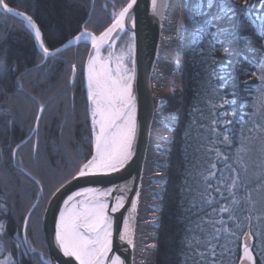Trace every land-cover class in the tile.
Wrapping results in <instances>:
<instances>
[{
    "label": "trees",
    "instance_id": "16d2710c",
    "mask_svg": "<svg viewBox=\"0 0 264 264\" xmlns=\"http://www.w3.org/2000/svg\"><path fill=\"white\" fill-rule=\"evenodd\" d=\"M179 1L186 25L180 31L182 93L179 115L172 129L154 264H209L212 259L222 260L223 264H239L248 225L253 237L251 248L255 264H264V191L258 188L261 180L252 177L246 184L240 181V186L233 190L239 205H231L232 194L227 190L232 177L240 172L236 150L240 147L242 128L253 126L250 119L252 105L261 84L259 73L254 76L253 72H257L256 65L264 58V33L260 32L264 23L261 19L264 0H254L246 12L238 13L236 17L223 16L213 20V27L208 31L218 34L202 39L194 30L188 11L196 0ZM6 2L32 16L41 29L46 46L53 49L83 26L98 34L112 20L111 12L127 0ZM198 2L207 16L213 17L224 0ZM228 4H235L240 9L242 0H228ZM237 35L245 38L237 39ZM88 48L89 44L82 41L62 51L59 59L49 58L39 64L42 57L22 19L0 11V53L6 50L7 63L15 68L8 79L0 78V173L6 177L4 184L0 182V205L4 206L0 208V221L6 225L4 233L0 234V244L19 264H38L36 258L31 260L34 256L31 253L23 256L16 250L17 241H22L25 236L31 247L47 256L41 228L46 203L92 154L84 74ZM73 64L76 73L72 86L46 106L37 131L30 135L38 108L31 97L45 102L63 89ZM0 76H3L2 72ZM17 79L23 84V91L17 90ZM225 100L234 103L224 104ZM22 109L26 114L21 113ZM214 120L229 123L213 124ZM225 128L230 137L227 144L221 142ZM244 134L255 136V132ZM25 138L29 139L20 143ZM34 143H38L39 150V159L35 161ZM17 144L21 146L13 159L11 150ZM217 150L221 156H217ZM256 155L255 151L251 153L253 159ZM213 163L215 169L210 168ZM255 170L253 167L252 171ZM210 172L213 174L209 175ZM32 177L41 184L37 185ZM208 184L212 187L207 188ZM217 187L222 191L217 192ZM249 199L256 201L254 206L249 204ZM207 200L212 203H206ZM230 206L240 224L239 229L233 227L228 212H220L221 207ZM27 210L31 211L25 227L22 221ZM225 227L235 231L236 235L224 232ZM215 229H221L218 236ZM209 237H215L210 240L211 249ZM225 245L231 249V254L222 256ZM24 251L26 248L21 244L20 252ZM212 251L216 252L215 257L211 256Z\"/></svg>",
    "mask_w": 264,
    "mask_h": 264
},
{
    "label": "snow or ice",
    "instance_id": "6c2138e0",
    "mask_svg": "<svg viewBox=\"0 0 264 264\" xmlns=\"http://www.w3.org/2000/svg\"><path fill=\"white\" fill-rule=\"evenodd\" d=\"M137 2L138 0H127L118 10H113L110 14L112 19L111 24L101 32L98 37L89 33L87 28H85L75 38L76 41H86L90 38L92 49L97 55L90 54L85 71L88 111L93 126L92 141L95 151L91 159L79 166L75 176L72 177L73 180L98 173L116 172L124 168L135 154L134 141L138 131L136 97L133 91L136 79V34L134 31H131V29H134L136 26L134 6ZM253 3L254 0H242V7L237 9L235 4L229 6L228 0H224V3L220 4L218 8L216 16L208 17L203 6L199 5L198 0H196L188 11L193 22L194 30L198 32L202 39L204 36L211 35L215 37L218 34L208 31L210 27H213V20L222 18L223 16H228L229 18L236 17L238 13L246 12ZM169 4L170 0H150L149 11L153 17L163 20ZM113 7L115 9V5ZM0 9H2L4 13H11L14 16L22 18L25 27L34 35L35 44L42 57L39 64H44L49 58L59 59L60 53L72 45V40H69L61 47L50 49L46 46L41 29L32 16L17 12L9 6L6 0H0ZM261 19L264 21V16H262ZM129 25H131V29ZM185 27L186 25L183 19L177 22L178 32ZM260 32L264 33V23L261 25ZM121 33L128 35V42L122 46L120 55L116 60V68L113 70L103 62L98 54L102 46L110 41L115 42L113 34H115L116 37H120ZM236 38L244 39L245 37L237 35ZM224 51L227 53L228 50L225 49ZM6 57V50L0 53V72L3 73V76H0V78L3 79H8L9 74L15 71V68L7 63ZM126 61L130 63V67L129 63H126ZM63 62L67 63L66 61ZM54 66L55 65H52V67ZM256 67L257 72H253V75L256 76L257 73H259L258 78L261 81V85L257 89V97L253 102V113L250 117L254 127L251 129L242 128L240 147L236 150V160L240 165V172L237 176H233L232 183L227 185V190L232 194L231 205H239L240 203L233 191L240 186V181L246 184L252 177H258L261 180L258 188L264 191V125L255 122L257 115L264 120V58L259 61ZM75 73L76 65L73 64L71 66L70 78L64 85V88L48 97L47 101L39 102L36 97H31V99L38 104V108L35 114L36 124L30 135L37 131L46 106L58 100L60 96L72 86ZM15 86L18 91H23V84L20 83L19 79H17ZM164 102L163 99L160 100V103ZM223 103L231 104L234 102L225 100ZM221 122L225 124L229 123L227 120H214L213 124ZM8 123L11 124L12 122L9 121ZM253 131L259 133V135L252 136L244 134L245 132ZM221 135H223L222 143H230V137L227 134L226 128ZM21 143H24V141ZM20 146V144H17L16 148L11 150L13 159ZM253 151L257 154L255 159L251 156ZM32 154L34 161L39 159L38 143L32 145ZM217 156H221L219 150H217ZM246 156L248 157L247 160H245ZM215 167V163L210 165L211 169H215ZM253 167H255V171H252ZM233 171L236 170L233 169ZM212 174L211 172L209 173V175ZM29 176H31V173H29ZM205 179L207 180V177H205ZM32 180L37 185L41 184V181L37 180L35 177H32ZM221 183H223V181H221ZM117 187L120 191H124L126 185H119ZM210 187H212L211 184H208L207 188ZM207 188L205 189L206 192ZM42 191L43 188L41 187L40 192ZM57 191H59V189H57ZM111 191L112 189L98 191L96 189L85 188L81 189L80 192H74L64 201L65 206L71 205V207L61 208L60 215L56 218L54 242L65 257L73 258L77 264H124L120 256H109V252L112 248L111 218L106 215V210L109 208V205L102 197L107 196ZM216 191L221 192L222 190L217 187ZM40 192L37 193L38 197L40 196ZM83 193H89V199L80 201L78 206L73 204L74 198L81 196ZM53 195H55V193ZM123 199L124 197L121 196L117 199L115 204L111 205L112 212H116L119 207L123 206ZM205 202L208 204L212 203L211 200ZM248 202L251 206H254L256 203V201L250 199ZM132 204L135 206L136 201L133 200ZM2 207L4 206L0 205V208ZM33 207H35V205H33ZM232 211L231 206L220 208V212L229 213L228 218L233 221V227L239 229L240 224L237 223V217L232 214ZM28 221L29 217L25 216V227ZM220 223H223V221H220ZM5 228V223L0 221V234L4 233ZM129 231L128 217H125V229L120 233V239L122 241L126 239ZM220 231L221 229H215L217 236ZM223 231L232 236L236 235L235 231H230L227 227H225ZM259 231L258 229V232ZM244 235L246 239L241 245L242 254L239 255L238 258L241 264H254L253 252L249 244L251 233H245ZM212 238L215 237H209L210 249L213 247L210 243ZM21 244L25 246L26 251L20 252ZM0 247H2V245H0ZM16 250L23 256H28L30 253L34 254L31 258H38L41 264H52L51 257L45 260L43 253L37 252L35 248L31 247L27 236H25L22 241H17ZM229 254H231V249L225 245L222 256ZM211 256L215 257L216 252L212 251ZM0 264H19V261L15 260L12 254L9 253L3 260H0ZM209 264H223V262L222 260L218 261L212 259Z\"/></svg>",
    "mask_w": 264,
    "mask_h": 264
},
{
    "label": "water",
    "instance_id": "95a60500",
    "mask_svg": "<svg viewBox=\"0 0 264 264\" xmlns=\"http://www.w3.org/2000/svg\"><path fill=\"white\" fill-rule=\"evenodd\" d=\"M150 0H138L134 6V16L136 26L134 29L129 28L135 32L136 44V79L134 82V94L136 97V120L138 123L137 136L134 141L135 154L124 168L112 173H98L84 178L73 180L72 177L62 184L57 191L51 195L45 209L43 211L41 228L46 245L48 258L51 257L52 264H77V262L70 257H65L54 242L55 222L60 215L61 208L71 207L65 206L64 201L68 196L74 192H80L81 189L91 188L98 191L105 189H112V191L105 196L109 208L106 210V215L111 218V232H112V248L109 256H120L124 264H131V246L132 241L121 240L120 233L123 230L125 217L127 214L131 217L130 223L134 222V210L131 208V199L134 191L139 187L138 179L142 170L144 151L147 143V136L152 119V105L154 103V94L152 82L153 66L157 56V51L160 43V30L163 20L153 17L149 11ZM167 11V10H166ZM19 12V11H18ZM166 14V12H165ZM115 38V34H113ZM111 42V41H110ZM109 42V43H110ZM95 55L92 49V43L85 60V71L88 64L89 56ZM94 151V150H93ZM75 176V175H74ZM126 185L124 191H120L117 186ZM89 193H83L81 196L75 197L74 202L81 201ZM123 196V206L119 207L116 212L111 211V205L115 204L119 197ZM133 217V218H132ZM250 226L246 227L245 233H249ZM243 237V242L245 240ZM251 236L249 244H251ZM241 264V262H239Z\"/></svg>",
    "mask_w": 264,
    "mask_h": 264
},
{
    "label": "bare ground",
    "instance_id": "6f19581e",
    "mask_svg": "<svg viewBox=\"0 0 264 264\" xmlns=\"http://www.w3.org/2000/svg\"><path fill=\"white\" fill-rule=\"evenodd\" d=\"M11 7V6H10ZM13 8V7H12ZM15 9V8H13ZM17 12H22L25 15H29L26 12L20 11L15 9ZM1 12H3L2 9H0ZM10 14L11 13H7ZM13 15V14H12ZM177 15L180 17L178 18L177 22L182 19V9H181V4L179 0H170L169 7L167 8L165 18L163 19L161 30H160V43L157 51V56L154 62L153 66V73H152V86H153V94H154V103L152 105V119H151V125L149 127V133L147 136V143L145 146V153H144V162L147 164L149 167H152L154 163H157L156 161V156L155 152L158 150H162L164 145H166V140H167V135L165 134V128L163 127V123L166 122V118L172 114L171 110L173 107H176L178 104L177 101V96L178 92L176 89L173 88V81H169L167 77H169V73L171 72V69L174 65L172 61V55H173V50H174V44H175V34L178 33V30L176 32V19ZM30 16V15H29ZM18 17V16H17ZM21 18V17H19ZM22 19V18H21ZM112 20L99 31V34L103 32L110 24ZM87 28L86 26H83L82 29H80L77 33L74 35L68 37L62 44L58 45L57 47H61L65 43H67L69 40H72V45L71 46H76L82 41H76L75 38L85 29ZM88 32L95 35L92 31L87 28ZM30 31V30H29ZM31 32V31H30ZM32 34V33H31ZM125 33H121L120 37H115L114 40L115 42H110L105 44L107 47L114 43V47L116 46L117 42L120 41ZM179 38L181 40V33L179 31ZM33 39L34 35L32 34ZM98 37V36H97ZM127 37V36H126ZM87 43L91 44V39H87ZM35 42V40H34ZM36 45V44H35ZM37 47V46H36ZM56 48V47H55ZM88 48V51H89ZM105 48V47H104ZM103 48V49H104ZM54 49V48H53ZM38 50V48H37ZM88 54V52H87ZM97 55V53H95ZM161 56V57H160ZM180 56H181V49H180ZM87 57V56H86ZM86 60V58H85ZM108 67V63L106 61H103ZM84 66H85V61H84ZM181 68V57H180V63H179V71ZM84 74H85V69H84ZM173 93L174 97L170 98L169 95ZM163 99L165 102L160 103V100ZM157 108V109H156ZM154 117H155V124L153 125L154 122ZM178 118V117H177ZM177 121V120H176ZM36 124V123H35ZM176 124V122H175ZM174 124V126H175ZM151 126H154L153 129ZM174 126L171 128L173 129ZM152 129V130H151ZM98 130V128H97ZM152 133V134H150ZM172 133V130H171ZM173 138V137H172ZM29 138H25L22 141H26ZM172 142V140H171ZM21 143V142H20ZM171 147V146H170ZM170 150V148H169ZM168 150V151H169ZM95 151V149H94ZM94 154V152H93ZM92 154V155H93ZM92 158V156H91ZM90 158V159H91ZM156 165V164H155ZM147 166V168H148ZM143 167V165H142ZM141 176H142V170L138 179V185L141 182ZM143 181V189L140 192V189L134 191L132 199H131V208L134 210V217H136L138 209L140 210V216L139 218L141 219L137 225L134 226L132 223H130V219L128 214L126 217H128V227L130 228V231L127 234L126 240L132 241V246H131V264H151V254L150 250L147 248L149 245V239H148V229L155 224L156 217H157V212L152 210V202L148 201L149 196L153 193L152 191V186H150L151 179H150V174L145 173L144 178L142 179ZM90 194H87L85 197L81 199L82 200H87L89 199ZM102 199L107 203V200L105 197H102ZM135 200L136 204L133 206L132 201ZM80 202V201H79ZM79 202L76 201L74 204L77 206L79 205ZM133 218V217H132ZM125 229V222L123 226V230ZM135 229V230H134ZM116 256V255H114Z\"/></svg>",
    "mask_w": 264,
    "mask_h": 264
},
{
    "label": "rangeland",
    "instance_id": "374dc122",
    "mask_svg": "<svg viewBox=\"0 0 264 264\" xmlns=\"http://www.w3.org/2000/svg\"><path fill=\"white\" fill-rule=\"evenodd\" d=\"M180 16L177 15V19H176V32H177V20ZM178 33L175 34V44H174V50H173V55H172V61L174 63L171 72L169 73V77H167V79L169 81H173V88L176 89V91L178 92V96H177V101L178 104L176 105V107H173L171 112L172 114L170 116H168L166 118V122H164L163 127L165 128V134L167 135V140H166V145H164V147L162 148V150L160 151H156L155 152V158L157 163H154V165L152 167H149L147 164H145L146 162H144L143 167H142V176H141V182L139 184V189L140 192L143 189V181L142 179L144 178V174L147 172L150 174V179H151V183L150 186H152V194L149 196V200L150 202H152V210H154L155 212H157V217H156V221L155 224L152 225L147 231L148 233V241H149V245L147 246V248L151 251L150 254L152 256L151 258V264H154V254H155V246H156V234H157V225L159 224V218H160V210H161V204H162V196L165 190V181L167 178V166H168V162H169V148L171 146V140L173 137V134L171 133V128L174 126L177 117L179 115V106H180V101H181V93H182V86H181V78H180V71H179V63H180V49H181V40L179 38L180 35H178ZM100 35V34H99ZM96 35V36H99ZM127 36V37H126ZM120 41L117 42L116 46L114 47V43H112L111 45H109L108 47L106 45L102 46L100 49V52L98 54V56L103 60L106 61L109 65L110 68H112L113 70H115L116 68V60L117 57L120 55L121 52V48L122 46H124L127 42H128V35H124L121 39H119ZM88 40H86L87 42ZM105 47V48H104ZM104 48V49H103ZM161 57V56H160ZM126 63H129L126 61ZM130 63H129V67H130ZM86 89H87V81H86ZM261 85V84H260ZM260 87V86H259ZM170 98L174 97V94L171 93L169 95ZM157 109V108H156ZM21 113L26 114V110L24 111L22 109ZM155 117H154V122L153 125L155 124ZM255 122L257 124H261L264 125V120H262L260 118L259 115H257V117L255 118ZM253 124V122H252ZM92 123H91V116H90V128H91V132H92ZM154 126H151V128L153 129ZM254 127V125L252 126V128ZM151 129V130H152ZM255 132V131H253ZM252 133V132H251ZM152 134V133H150ZM259 135V133L255 132V136ZM253 136V135H252ZM94 146V145H93ZM93 151V150H92ZM92 155V154H91ZM91 157V156H90ZM89 157V158H90ZM156 164V165H155ZM148 166V168H147ZM0 182L4 184V182H6V177L0 173ZM51 183L50 181H47V183ZM30 210H27L25 213V216H28ZM24 216V218H25ZM140 216V210L138 209L137 215L136 217H134V226L138 224V222L141 220L139 218ZM22 225H24V219L22 221ZM135 230V229H134ZM24 233V232H23ZM251 246L253 244V237H251ZM1 245V244H0ZM35 248V247H32ZM37 250V252L42 253V251L38 250V248H35ZM252 250V248H251ZM2 254V255H1ZM241 254H242V249H241ZM9 252H7V250L4 249V247H0V260H3L4 257L8 256ZM34 255V254H32ZM31 256V255H30ZM32 257V256H31ZM30 257V258H31ZM43 257L46 260L47 256L44 255L43 253ZM254 257V254H253ZM31 260H33V258H31ZM36 261L38 264H41V261L36 258ZM254 264H255V257H254Z\"/></svg>",
    "mask_w": 264,
    "mask_h": 264
}]
</instances>
